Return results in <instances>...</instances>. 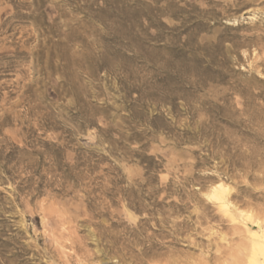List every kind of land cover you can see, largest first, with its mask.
Instances as JSON below:
<instances>
[{
    "label": "rangeland",
    "instance_id": "374dc122",
    "mask_svg": "<svg viewBox=\"0 0 264 264\" xmlns=\"http://www.w3.org/2000/svg\"><path fill=\"white\" fill-rule=\"evenodd\" d=\"M0 264H264V0H0Z\"/></svg>",
    "mask_w": 264,
    "mask_h": 264
},
{
    "label": "bare ground",
    "instance_id": "6f19581e",
    "mask_svg": "<svg viewBox=\"0 0 264 264\" xmlns=\"http://www.w3.org/2000/svg\"><path fill=\"white\" fill-rule=\"evenodd\" d=\"M218 195H220V194H218Z\"/></svg>",
    "mask_w": 264,
    "mask_h": 264
}]
</instances>
